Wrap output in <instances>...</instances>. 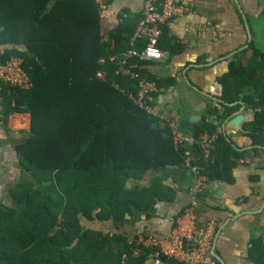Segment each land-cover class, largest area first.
<instances>
[{"label":"trees","instance_id":"obj_1","mask_svg":"<svg viewBox=\"0 0 264 264\" xmlns=\"http://www.w3.org/2000/svg\"><path fill=\"white\" fill-rule=\"evenodd\" d=\"M140 16L122 12L105 41L96 0H0V62L22 57L32 80L25 91L0 84V123L12 112L31 115L30 135L15 147L29 177L10 189L8 206L0 205V264H145L150 257L175 263L115 230L133 212L150 218L157 202L172 200L175 189L166 179L184 177L186 161L202 165L209 179L229 180L244 155L205 115L193 140L176 144L167 117L132 100L137 83L115 73L111 56L128 47ZM143 45L141 39L137 48ZM257 56L246 66L232 62L218 81L226 103L251 95L256 112L245 130L263 146L264 79L261 65L252 70ZM140 74L157 87L173 83L146 76L142 67ZM217 111L211 107L208 114ZM202 131L216 134L207 159L197 142ZM150 170L156 175L142 185ZM79 214L85 221L109 220L111 230L84 226L71 240L56 239L60 218L78 221Z\"/></svg>","mask_w":264,"mask_h":264},{"label":"crops","instance_id":"obj_2","mask_svg":"<svg viewBox=\"0 0 264 264\" xmlns=\"http://www.w3.org/2000/svg\"><path fill=\"white\" fill-rule=\"evenodd\" d=\"M100 8L101 34L106 41L122 12L141 14L142 0H96ZM188 10L171 18L163 26L158 60L141 61L148 77L170 79L172 84L153 94L159 113L174 118L183 140L191 142L192 132L180 128L182 120L193 115L218 126L221 134L244 155L236 160L229 180L207 179L203 182L196 206V223L204 226L214 221L212 264H264V145L254 144L245 130L253 121L256 110L250 107L251 95L242 94L238 100L226 103L222 99L223 85L218 78L232 62L246 66L257 53L258 76L264 79V0H183ZM113 46V40H111ZM223 105L229 106L225 110ZM217 107V113L208 109ZM264 108V105H263ZM29 112H12L6 125L0 123V205L10 204V189L29 176L22 171L16 155V145L30 135ZM194 129V128H193ZM209 133V132H208ZM214 135L216 139V134ZM198 142V140H197ZM156 175L144 174L142 185ZM166 182L175 189L172 200L156 203L152 217L139 212L127 216L119 232L131 242L138 234L167 236L174 218L189 201L191 176ZM80 216V220L84 218ZM85 221V220H84ZM87 227L111 230V222L86 221ZM58 225V224H57ZM145 264H161L150 257Z\"/></svg>","mask_w":264,"mask_h":264},{"label":"built area","instance_id":"obj_3","mask_svg":"<svg viewBox=\"0 0 264 264\" xmlns=\"http://www.w3.org/2000/svg\"><path fill=\"white\" fill-rule=\"evenodd\" d=\"M188 10L183 0H142L141 16L137 26L129 38L128 47L111 56L115 63V73L135 80L137 92L130 94L132 100L152 115L159 114V108L154 103L153 94L161 90L154 82L147 80L140 74L139 61L158 60L163 52L157 46L163 26L171 18L183 15ZM144 45L137 48L141 41ZM103 72L98 71L97 76L103 77ZM8 84L19 90H29L32 80L23 65V58L11 56L5 62H0V84ZM172 130L174 143L183 140L174 118H167ZM198 145L201 156L207 159L214 148L215 137L207 131L198 135ZM191 176L189 188V201L183 210L176 216L174 226L165 237L138 234L135 239L137 244L155 248V255H163L166 260L161 264H212L210 254L211 246L216 232L214 221H208L204 226L196 223V206L203 182L207 176L203 173V166L185 162Z\"/></svg>","mask_w":264,"mask_h":264},{"label":"rangeland","instance_id":"obj_4","mask_svg":"<svg viewBox=\"0 0 264 264\" xmlns=\"http://www.w3.org/2000/svg\"><path fill=\"white\" fill-rule=\"evenodd\" d=\"M84 220L83 219L79 220L78 218V221H77L75 217L74 218L73 217L72 218H68V217L60 218L58 225L53 231L55 238L63 239V236L66 235L67 238L65 239V241L71 240L74 237L75 232L77 230L83 228L86 225L92 226V225H89V223Z\"/></svg>","mask_w":264,"mask_h":264},{"label":"water","instance_id":"obj_5","mask_svg":"<svg viewBox=\"0 0 264 264\" xmlns=\"http://www.w3.org/2000/svg\"><path fill=\"white\" fill-rule=\"evenodd\" d=\"M200 118L199 115H193L188 120H182L180 122V128L187 130L189 132L193 131L194 123Z\"/></svg>","mask_w":264,"mask_h":264}]
</instances>
